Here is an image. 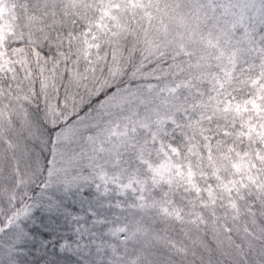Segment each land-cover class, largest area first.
I'll return each mask as SVG.
<instances>
[{
    "label": "snow or ice",
    "instance_id": "1",
    "mask_svg": "<svg viewBox=\"0 0 264 264\" xmlns=\"http://www.w3.org/2000/svg\"><path fill=\"white\" fill-rule=\"evenodd\" d=\"M0 264H264V0H0Z\"/></svg>",
    "mask_w": 264,
    "mask_h": 264
}]
</instances>
